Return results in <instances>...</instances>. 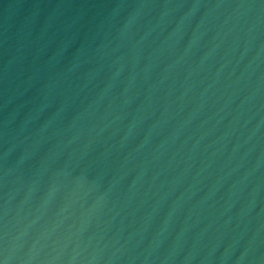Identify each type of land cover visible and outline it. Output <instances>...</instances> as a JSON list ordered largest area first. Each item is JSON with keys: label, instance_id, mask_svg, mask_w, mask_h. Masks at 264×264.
Masks as SVG:
<instances>
[{"label": "water", "instance_id": "95a60500", "mask_svg": "<svg viewBox=\"0 0 264 264\" xmlns=\"http://www.w3.org/2000/svg\"><path fill=\"white\" fill-rule=\"evenodd\" d=\"M0 264H264V0H0Z\"/></svg>", "mask_w": 264, "mask_h": 264}]
</instances>
